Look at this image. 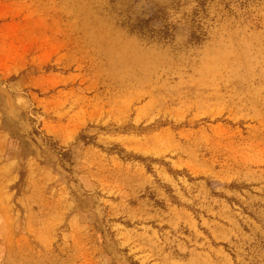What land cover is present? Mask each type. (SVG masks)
<instances>
[{"label": "rangeland", "instance_id": "1", "mask_svg": "<svg viewBox=\"0 0 264 264\" xmlns=\"http://www.w3.org/2000/svg\"><path fill=\"white\" fill-rule=\"evenodd\" d=\"M139 1L0 0V128L76 206L19 264H264V0Z\"/></svg>", "mask_w": 264, "mask_h": 264}, {"label": "crops", "instance_id": "2", "mask_svg": "<svg viewBox=\"0 0 264 264\" xmlns=\"http://www.w3.org/2000/svg\"><path fill=\"white\" fill-rule=\"evenodd\" d=\"M147 1L152 5L160 1L165 4L173 2L140 0L135 8L148 11ZM11 141L9 134L0 128V264H19L25 249L34 250L32 242L24 241L28 234L40 233L42 227L50 226L55 219H61L60 224H67L76 209L69 198L64 197L69 186L59 183L60 173L54 172L52 162L39 161V146L30 141L31 150L26 149L24 158L16 152V142L12 144ZM20 165L27 169V176L22 180ZM55 178L57 185L54 186ZM40 188L47 192L40 193Z\"/></svg>", "mask_w": 264, "mask_h": 264}]
</instances>
